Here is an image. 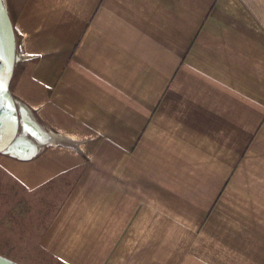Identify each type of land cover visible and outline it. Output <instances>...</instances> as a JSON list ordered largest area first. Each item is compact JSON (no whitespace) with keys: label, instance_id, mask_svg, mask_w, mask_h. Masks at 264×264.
<instances>
[{"label":"crops","instance_id":"obj_1","mask_svg":"<svg viewBox=\"0 0 264 264\" xmlns=\"http://www.w3.org/2000/svg\"><path fill=\"white\" fill-rule=\"evenodd\" d=\"M3 2L46 143L0 152V218L53 183L62 264H264V0Z\"/></svg>","mask_w":264,"mask_h":264},{"label":"rangeland","instance_id":"obj_2","mask_svg":"<svg viewBox=\"0 0 264 264\" xmlns=\"http://www.w3.org/2000/svg\"><path fill=\"white\" fill-rule=\"evenodd\" d=\"M31 138L29 135H21L19 128L13 142H32ZM44 143L41 145L34 142L36 149L39 145L42 147ZM1 152L15 156L22 153L21 150L12 147V144ZM54 186L53 183L48 185L47 194L50 198L45 196L44 191L38 197L19 200L4 217L0 218L1 255L21 264H62L56 254L47 249L50 253L44 251L45 247L55 250L54 247L59 245L70 227L69 222L50 223L52 221L49 216L52 211L57 213L63 209L60 205L64 192L60 185Z\"/></svg>","mask_w":264,"mask_h":264},{"label":"water","instance_id":"obj_3","mask_svg":"<svg viewBox=\"0 0 264 264\" xmlns=\"http://www.w3.org/2000/svg\"><path fill=\"white\" fill-rule=\"evenodd\" d=\"M14 58L15 41L12 26L4 2L0 0V152L12 144V147L28 156L36 149L34 142H13L19 130L16 102L8 88ZM0 264L21 263L0 254Z\"/></svg>","mask_w":264,"mask_h":264}]
</instances>
